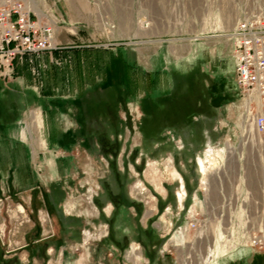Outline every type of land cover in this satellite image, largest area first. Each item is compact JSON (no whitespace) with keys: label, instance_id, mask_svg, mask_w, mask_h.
<instances>
[{"label":"rangeland","instance_id":"obj_1","mask_svg":"<svg viewBox=\"0 0 264 264\" xmlns=\"http://www.w3.org/2000/svg\"><path fill=\"white\" fill-rule=\"evenodd\" d=\"M46 3L50 12L43 18L54 24L60 48L38 55L58 73L48 66L43 73L42 64L33 62L37 54L27 55L33 60L23 72L28 85L63 109L54 122L59 145H48V126L37 114L31 133L24 123L8 131L12 144L4 147L20 139L28 142L20 146L29 154L0 159V264H264V133L245 129L252 119L228 36L245 16L264 20V0ZM73 49H85L83 56L103 64H75L70 56L79 51ZM51 56L57 60L48 62ZM126 63L139 85L125 90L126 103L117 104L123 142L116 162L127 175L118 177L127 190L119 208L103 187L106 180L115 187L112 156L96 136L108 118L91 117L89 107L126 89ZM158 72L171 83L152 85ZM177 87L186 97L208 96V108L180 129L149 131L143 123L155 110L150 99ZM21 105L35 110L30 101ZM225 142L236 158L221 173L223 154L206 150ZM200 174L210 178L209 190L201 189ZM118 193L116 186L111 198L118 200Z\"/></svg>","mask_w":264,"mask_h":264},{"label":"built area","instance_id":"obj_2","mask_svg":"<svg viewBox=\"0 0 264 264\" xmlns=\"http://www.w3.org/2000/svg\"><path fill=\"white\" fill-rule=\"evenodd\" d=\"M231 40L232 58L238 85L245 100V113L250 122H245L248 131L253 127L264 133V20L245 16L228 34ZM60 48L56 40L55 26L45 20L27 0H0V81L5 87L16 76V60L25 54L41 53ZM252 123V124H251ZM249 132V131H248ZM219 149L209 145V155L221 151L219 172L230 169L229 162L236 158L230 152L229 142ZM231 146V145H230ZM234 148V147H233ZM239 157V155H238ZM201 176V174H200ZM204 191L210 188V178L199 180ZM256 245L259 240L254 242Z\"/></svg>","mask_w":264,"mask_h":264},{"label":"trees","instance_id":"obj_3","mask_svg":"<svg viewBox=\"0 0 264 264\" xmlns=\"http://www.w3.org/2000/svg\"><path fill=\"white\" fill-rule=\"evenodd\" d=\"M77 50L79 51V53L74 54L73 56H70L71 59H77L75 64L77 63H81L80 66L83 64L82 61L83 59H85L87 64L90 65H102L103 64V59L100 60V58L98 57H94V59H91L90 55L89 56H83V52L81 54V51H85V49H73L74 52H77ZM57 53V51L55 52ZM34 54H38V53H34ZM27 55H33V54H25L24 57H26L24 59V65H28V59ZM23 57V58H24ZM70 57H68L69 61H71ZM18 59V58H17ZM17 62V60H16ZM67 62V63H68ZM18 66V65H17ZM53 68L56 67L55 72H57V66H52ZM51 67V68H52ZM103 67V66H102ZM125 83H126V89H120L118 92L115 93V99L114 100H110L107 102H104L103 104L100 105H91L89 107V113L92 116L94 115H102L105 114L106 117L108 118V126L103 127L99 130L96 131V136H97V141L99 143V145H101L102 150L104 151V153L108 155L112 156L111 160V167L112 170L111 172L114 174V177L116 176V179L114 178V186L118 187L119 189V193L117 194V198L118 200L112 199L111 196L113 195L114 189L115 187L112 188L110 181L106 180L107 183L103 184L104 187V191L105 194L107 195V200L111 199L112 202H114L115 206L120 208V205L123 206V203L126 204L125 202V193L127 192L126 190V180L124 181L123 179H125V177H127L126 173L124 172H120L117 162H116V158L119 155V152L121 150V145L123 140L121 139V134H122V129H120V121H119V115H118V105L117 104H124L126 103V97H125V90H127L128 92L131 93V89L137 87V85H139V82L135 79V76L132 73L131 70V66L130 63H126L125 64ZM16 71H17V67H16ZM54 72V73H55ZM17 74V72H16ZM52 74V73H49ZM54 75V74H53ZM162 73L158 72L155 74L154 79H153V83L152 85L158 87L160 86L161 82H165V83H171V79L170 76L166 75L165 79L164 77H162ZM69 75L64 71V73L62 72L61 74V79H63L64 81H66V78H68ZM55 78V77H54ZM171 85V84H170ZM169 85V86H170ZM209 100V97H203L201 95H198V97H186L185 94L182 93V89L180 90L178 87L177 89L175 88L174 90H172L171 93H168V95H165L164 97L158 98V99H150V103L153 104V106H155V110L152 111V113H149L148 116V121L145 120V122L143 123L144 126H148V130L152 131L154 129L153 132L158 131L157 133H162L163 129L166 127H172L173 129H180L181 127L187 125L188 123H190L191 121H193V117L196 114H200L201 112L205 111L206 108H208V104L206 103L207 100ZM211 99V98H210ZM189 100V101H188ZM153 101V102H152ZM200 102H202V106L203 107H199ZM208 102V101H207ZM148 103V102H147ZM198 105V106H197ZM157 135V134H156ZM62 144L60 146L63 145V142H61ZM52 147L59 145L57 143H52L50 144ZM113 145V146H110ZM63 147V146H62ZM115 148L114 151H109V148ZM118 177H122L123 179H121V182H119V178ZM189 184V183H188ZM190 191H189V195L188 197L191 198V193L193 188L189 187ZM123 198V199H122ZM122 199V200H121ZM114 200V201H113ZM96 204L98 206L102 205V201L100 202V200L97 198L96 199ZM111 239H113L114 241H117L119 239H117V235H115L114 233H112V235H110ZM123 237H127L128 236H123ZM4 254H3V250L1 249V245H0V261H4Z\"/></svg>","mask_w":264,"mask_h":264},{"label":"crops","instance_id":"obj_4","mask_svg":"<svg viewBox=\"0 0 264 264\" xmlns=\"http://www.w3.org/2000/svg\"><path fill=\"white\" fill-rule=\"evenodd\" d=\"M38 5L35 6V10L43 17L47 12L49 13V8L47 6L46 0H37ZM53 56L49 57L47 60L49 62V59ZM44 58L43 56H39L38 54L30 57V61L33 60V62L40 63L41 60ZM53 59H56L53 57ZM52 59V60H53ZM57 60V59H56ZM43 62V61H42ZM51 62V59H50ZM43 73H46L47 71L51 70V64L50 63H44L41 65ZM46 66H48L50 69L46 71ZM24 71V59L19 60L18 62V72L19 77L15 79L12 83H10L9 87H5L4 84L0 81V159L2 160H8L9 155L11 153L19 155V152L21 153V158L24 156H27L28 152L27 148L26 150L22 149L20 146L22 144L28 146L27 141H21L20 139L16 140V146L9 145L8 148L4 147L5 144H12L11 138L12 135H9L8 131L10 128H17L18 124L24 123L26 127L28 128V131L31 133V127L33 126V122H35V117L37 114V118H39L43 121L44 125L48 126L47 131V142L48 145L54 143H58L57 141V131L55 129L54 122L57 120V114H63V109L60 105L51 103L49 100H47L46 96H44L43 93H37L34 89L33 85H28L31 80H29V77L25 75ZM42 89L44 87L46 88V81L39 84ZM12 98V99H11ZM15 98V99H13ZM27 103L30 101L33 103V106H35V110H30V108L24 107V105H21V102ZM32 119L31 121L29 119ZM46 127V126H45ZM5 129V130H3ZM8 129V130H7ZM3 133V135H2ZM11 136V137H10ZM33 137V136H32ZM33 139V138H32ZM34 141H32L33 143ZM11 146V147H10ZM50 147V146H49ZM17 153V154H16ZM13 154V155H14ZM60 228V227H59Z\"/></svg>","mask_w":264,"mask_h":264},{"label":"bare ground","instance_id":"obj_5","mask_svg":"<svg viewBox=\"0 0 264 264\" xmlns=\"http://www.w3.org/2000/svg\"><path fill=\"white\" fill-rule=\"evenodd\" d=\"M30 3H32V2H30ZM215 154H218L219 156H220V154H219V152H216ZM214 155V154H213ZM204 165H203V160L201 159V161H200V170L202 171V173L204 172L203 171V169H204V167H203ZM204 179H206V175L204 176ZM19 211H20V213H24V207L23 206H19ZM135 250V252H138V251H136V250H138V248L137 247H135L134 248ZM133 253V252H132Z\"/></svg>","mask_w":264,"mask_h":264}]
</instances>
